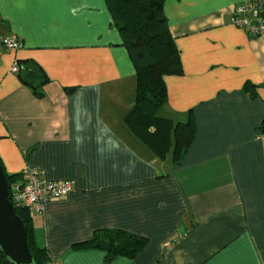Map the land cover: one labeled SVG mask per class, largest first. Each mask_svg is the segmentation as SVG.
Here are the masks:
<instances>
[{
  "label": "crops",
  "instance_id": "1",
  "mask_svg": "<svg viewBox=\"0 0 264 264\" xmlns=\"http://www.w3.org/2000/svg\"><path fill=\"white\" fill-rule=\"evenodd\" d=\"M250 1L166 0L183 74L164 77L163 122L151 128L164 148H152L125 122L136 69L106 0H0V38L20 43L0 45L4 171L74 184L43 214L30 210L53 264H264V36L232 23ZM29 62L48 76L41 95L12 72ZM190 120L176 164L175 128ZM116 230L146 247L111 263L80 247Z\"/></svg>",
  "mask_w": 264,
  "mask_h": 264
},
{
  "label": "trees",
  "instance_id": "2",
  "mask_svg": "<svg viewBox=\"0 0 264 264\" xmlns=\"http://www.w3.org/2000/svg\"><path fill=\"white\" fill-rule=\"evenodd\" d=\"M106 3L136 69L135 106L125 122L147 145L164 148V140L156 137L157 131L151 132V128L163 122L158 119L157 113L168 101L164 77L183 74L180 52L165 14L166 0H106ZM19 71L23 83L41 95L39 88L48 82L44 70L29 62ZM71 91L73 89H69ZM175 134L174 162L180 164L195 135L193 121L180 123L175 128ZM5 175L11 190L18 176ZM9 197L12 201L11 192ZM15 209L26 226L28 245L35 264H53L47 250L36 245L30 209L22 206H15ZM146 245L145 238L116 230L97 231L90 243L80 247L103 250L106 252V262L111 263L118 257L134 258ZM0 264H12L1 250Z\"/></svg>",
  "mask_w": 264,
  "mask_h": 264
},
{
  "label": "built area",
  "instance_id": "3",
  "mask_svg": "<svg viewBox=\"0 0 264 264\" xmlns=\"http://www.w3.org/2000/svg\"><path fill=\"white\" fill-rule=\"evenodd\" d=\"M261 0H251L240 4L234 10L232 23L248 32L252 37L264 36V11L260 6ZM0 45L10 49H19L20 43L15 35L0 38ZM19 67L14 66L13 73H19ZM264 127L262 128V130ZM264 139V130L260 132ZM72 181L56 182L45 179L33 169L24 171V179L13 183L11 192L14 206H22L30 209L33 213L43 214L45 204L51 200H58L68 196L73 190Z\"/></svg>",
  "mask_w": 264,
  "mask_h": 264
},
{
  "label": "water",
  "instance_id": "4",
  "mask_svg": "<svg viewBox=\"0 0 264 264\" xmlns=\"http://www.w3.org/2000/svg\"><path fill=\"white\" fill-rule=\"evenodd\" d=\"M9 196L8 181L0 164V250L12 264H35L26 226Z\"/></svg>",
  "mask_w": 264,
  "mask_h": 264
}]
</instances>
